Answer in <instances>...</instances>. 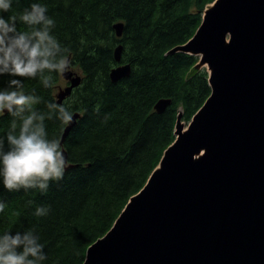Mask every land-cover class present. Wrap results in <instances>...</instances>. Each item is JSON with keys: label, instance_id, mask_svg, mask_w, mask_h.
I'll return each instance as SVG.
<instances>
[{"label": "trees", "instance_id": "trees-1", "mask_svg": "<svg viewBox=\"0 0 264 264\" xmlns=\"http://www.w3.org/2000/svg\"><path fill=\"white\" fill-rule=\"evenodd\" d=\"M212 1L38 0L81 75L61 104L80 116L61 145L69 163L63 180L51 181L47 191L12 192L0 181V200L6 204L0 234L33 231L44 245L41 264L83 263L89 245L109 230L173 142L178 113L188 122L210 94L206 69L196 68L198 56L169 51L191 38ZM32 2L14 0L8 15H18ZM117 22L123 24L120 38L113 28ZM118 44L120 62L114 58ZM119 64H129L130 73L112 81L109 73ZM60 77L53 74L51 88L39 78H21L25 93L41 98L37 110L47 112L48 103H57ZM9 79L0 77V88ZM164 98L170 104L157 112L155 104ZM12 120L0 114V135ZM45 123L49 138L61 139L65 125L55 118ZM38 207L48 208L47 215H35Z\"/></svg>", "mask_w": 264, "mask_h": 264}, {"label": "water", "instance_id": "water-1", "mask_svg": "<svg viewBox=\"0 0 264 264\" xmlns=\"http://www.w3.org/2000/svg\"><path fill=\"white\" fill-rule=\"evenodd\" d=\"M113 28L120 38L123 24ZM174 52L199 56L210 94L185 128L177 116L175 139L82 264H264V0H214ZM129 73L119 64L109 77ZM62 77L59 104L81 82L72 70Z\"/></svg>", "mask_w": 264, "mask_h": 264}, {"label": "clouds", "instance_id": "clouds-1", "mask_svg": "<svg viewBox=\"0 0 264 264\" xmlns=\"http://www.w3.org/2000/svg\"><path fill=\"white\" fill-rule=\"evenodd\" d=\"M19 3V0H15ZM14 0H0V77L8 76L0 88V114L13 117L9 130L0 135V181L9 192L38 188L47 191L51 181H61L69 167L59 137L49 138L46 120L64 125L74 122V113L64 105L48 103L47 112L36 109L41 98L26 94L21 78L37 79L45 88L54 85L53 74L70 70L71 61L53 34L55 21L46 6L34 0L21 13L8 15ZM18 24L27 26L21 31ZM6 204L0 200V212ZM38 207L35 215H47ZM33 231L0 234V264H41L44 245Z\"/></svg>", "mask_w": 264, "mask_h": 264}, {"label": "rangeland", "instance_id": "rangeland-1", "mask_svg": "<svg viewBox=\"0 0 264 264\" xmlns=\"http://www.w3.org/2000/svg\"><path fill=\"white\" fill-rule=\"evenodd\" d=\"M210 5V4H209ZM202 68V67H201ZM70 70L76 71L74 70V68L72 67V65H70ZM78 72V71H77ZM67 85V81L61 76L60 77V81L58 83V85L56 86L54 93H58L59 88H64ZM66 99V98H65ZM65 99L63 101H65ZM183 122V121H182ZM186 122H183V125L186 126Z\"/></svg>", "mask_w": 264, "mask_h": 264}]
</instances>
